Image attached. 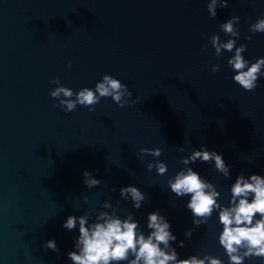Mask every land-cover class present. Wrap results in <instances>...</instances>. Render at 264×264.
Segmentation results:
<instances>
[{"label": "water", "instance_id": "1", "mask_svg": "<svg viewBox=\"0 0 264 264\" xmlns=\"http://www.w3.org/2000/svg\"><path fill=\"white\" fill-rule=\"evenodd\" d=\"M206 4L0 0V264H72L67 253L75 250L78 227L69 231L62 224L68 215L87 214L92 221L98 210L111 212L103 209L104 200L121 218L132 212L145 234L148 213L158 211L176 236L170 243L178 259L208 254L228 264L218 242V212L194 226L190 197H176L167 180L191 167L214 184L227 206L238 174L264 176V77L245 91L227 65L233 53L222 50L217 57L208 43L212 34L229 39L219 25L238 15L242 55L250 63L264 57V33L249 31L264 16V0H229L215 18ZM212 64L220 70L212 72ZM103 74L128 86V104L104 97L91 112L77 105L66 113L49 95L53 77L75 92L94 90ZM202 145L222 155L228 178L213 162L181 163ZM142 147H158L162 155H141ZM157 159L167 165L163 176L146 168ZM85 170L101 183L87 188ZM127 185L144 193L139 209L120 196ZM189 229L190 238L184 235ZM49 239L58 252L44 247Z\"/></svg>", "mask_w": 264, "mask_h": 264}, {"label": "clouds", "instance_id": "2", "mask_svg": "<svg viewBox=\"0 0 264 264\" xmlns=\"http://www.w3.org/2000/svg\"><path fill=\"white\" fill-rule=\"evenodd\" d=\"M228 3L229 0H207V11L215 18L217 8H226ZM239 21L238 15H232L220 23V29L230 38L221 41L219 35L212 34L208 43L217 57L222 55V50L233 53L227 59V65L234 70L232 79L245 91L252 92L257 88L258 79L264 77V57H258L251 63L244 58L242 54L246 51V45L236 43L240 38L236 27ZM249 31L264 33V16L250 23ZM251 38L246 37L249 40ZM68 67H71V61L68 62ZM219 70V64L211 65L212 72ZM50 83L55 87L50 90L49 95L58 102L56 106L66 113L74 111L77 105L84 106L91 112L104 97H111L113 102L123 107L132 97L128 86L109 74H103L95 83L94 90L82 87L74 92L61 84L58 77H53ZM179 151L183 152L184 148L180 147ZM139 153L159 157L162 149L142 147ZM196 161L213 162L215 169L225 178L230 176L229 165L224 162L222 155L214 150H207L203 145L181 157V163L186 166ZM153 167L158 175L167 173V165L161 160L146 163L148 170ZM83 177V183L89 189L101 183L100 179L93 177L87 170L83 172ZM167 184L176 197H190L186 207L191 211L194 226L206 224L213 212H218V221L222 225L218 242L228 257V264H244L245 259L253 258L264 262V176L252 173L246 178L243 174H238L230 185L231 195L227 206L219 202L220 193L214 184L191 167L178 170L167 180ZM119 191L124 200H131L135 209H139L145 200L144 193L135 186H122ZM83 199L87 201L88 198L85 196ZM102 207L111 209V212L98 210L92 221L87 214L68 215L63 222L62 227L66 230L78 227L79 234L74 239L75 250L67 253L72 264H120L123 261L127 264H224L219 257L208 254L178 259V254L170 243L176 240V236L170 231L168 220L158 211L148 213L146 226L150 231L145 234L139 222L133 218L132 212H127L121 218L109 200H104ZM184 235L190 238L191 229L186 230ZM179 246L183 247L184 242L179 241ZM44 247L54 252L59 251L52 239L47 240Z\"/></svg>", "mask_w": 264, "mask_h": 264}]
</instances>
